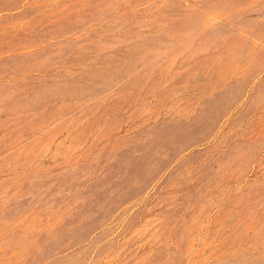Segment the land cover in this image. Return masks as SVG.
Returning <instances> with one entry per match:
<instances>
[{"label": "rangeland", "instance_id": "rangeland-1", "mask_svg": "<svg viewBox=\"0 0 264 264\" xmlns=\"http://www.w3.org/2000/svg\"><path fill=\"white\" fill-rule=\"evenodd\" d=\"M0 264H264V0H0Z\"/></svg>", "mask_w": 264, "mask_h": 264}]
</instances>
